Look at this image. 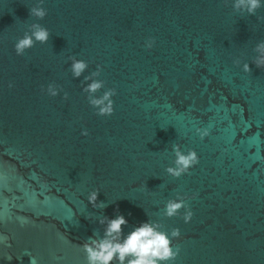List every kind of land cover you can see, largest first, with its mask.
<instances>
[{
    "label": "water",
    "instance_id": "95a60500",
    "mask_svg": "<svg viewBox=\"0 0 264 264\" xmlns=\"http://www.w3.org/2000/svg\"><path fill=\"white\" fill-rule=\"evenodd\" d=\"M37 2L0 0V264H87L81 245L103 235V216L120 214L125 235L147 220L180 228L170 264H264V68L253 63L264 8L44 0L48 14L38 20ZM37 21L49 41L17 55L15 43ZM73 55L89 64L79 78ZM97 65L106 83L96 95L117 89L110 116L83 91ZM51 83L57 96L47 93ZM205 127L202 139L196 129ZM174 144L200 157L179 178L166 171ZM93 190L107 207L88 201ZM178 193L190 222L185 209L164 215Z\"/></svg>",
    "mask_w": 264,
    "mask_h": 264
},
{
    "label": "clouds",
    "instance_id": "9594fccd",
    "mask_svg": "<svg viewBox=\"0 0 264 264\" xmlns=\"http://www.w3.org/2000/svg\"><path fill=\"white\" fill-rule=\"evenodd\" d=\"M232 7L236 12L255 15L260 8H264V0H231ZM229 3V0H224ZM44 0H38L30 8V15L42 20L48 14V10L43 7ZM264 19V17H261ZM50 30L41 23L33 22L29 25L28 30L15 43V51L17 55H24L26 50L33 48L37 42L44 44L50 39ZM155 45V37H149L145 43L148 49ZM254 51L257 53L253 63L257 67L264 68V40L256 44ZM71 72L74 78L81 77L88 69V61L78 59L75 55L70 56ZM235 63L239 64L240 60ZM245 72H251L249 63L243 64ZM103 71L102 65H97L95 71L89 75H84V81H90L83 88L88 93V101L97 110V114L101 116H110L115 111V101L113 97L117 94L116 88H108L101 95H96L105 86L106 81L98 79ZM9 87H13L10 82ZM43 90V89H42ZM61 91V87L55 83L47 86V93L51 96H57ZM64 98H68V93L64 92ZM197 133L203 139L210 134V129L197 128ZM89 134L87 129L82 131V135ZM175 155L174 165L167 167L166 171L173 177L179 178L199 163V155L195 149L187 152L183 151L180 144L173 145ZM99 190H93L88 195V201L95 208L107 207L103 201L98 202ZM179 198L169 199L166 203L164 215L166 217H174L181 215L183 212L184 221L190 222L194 215L190 204L183 195L178 193ZM100 224L105 225L104 233L101 236L99 231L94 233L93 237H89L81 245L86 253L87 264H170L176 260L180 254V247L174 245L175 238L181 236L180 228H173L171 232L167 231L160 221L147 220L136 226L126 235L124 226L128 224L127 218L123 215H117L115 218L103 216L99 220Z\"/></svg>",
    "mask_w": 264,
    "mask_h": 264
}]
</instances>
